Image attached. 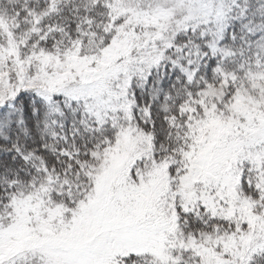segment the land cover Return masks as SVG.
Masks as SVG:
<instances>
[{
    "label": "snow or ice",
    "instance_id": "1",
    "mask_svg": "<svg viewBox=\"0 0 264 264\" xmlns=\"http://www.w3.org/2000/svg\"><path fill=\"white\" fill-rule=\"evenodd\" d=\"M0 264H264V0H0Z\"/></svg>",
    "mask_w": 264,
    "mask_h": 264
}]
</instances>
